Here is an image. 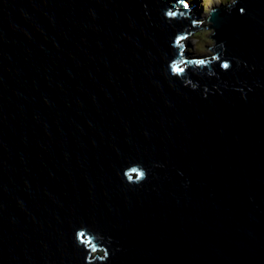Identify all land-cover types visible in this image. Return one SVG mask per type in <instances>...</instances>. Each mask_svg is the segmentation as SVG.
Wrapping results in <instances>:
<instances>
[{
	"label": "water",
	"instance_id": "95a60500",
	"mask_svg": "<svg viewBox=\"0 0 264 264\" xmlns=\"http://www.w3.org/2000/svg\"><path fill=\"white\" fill-rule=\"evenodd\" d=\"M186 13L0 0V264H264V0Z\"/></svg>",
	"mask_w": 264,
	"mask_h": 264
},
{
	"label": "clouds",
	"instance_id": "9594fccd",
	"mask_svg": "<svg viewBox=\"0 0 264 264\" xmlns=\"http://www.w3.org/2000/svg\"><path fill=\"white\" fill-rule=\"evenodd\" d=\"M190 2L188 3L190 5V9L192 11L195 10V7L193 4L196 0H189ZM198 5V3L196 2V6ZM221 6H219L220 8ZM241 12H243V9H241ZM193 14H195L194 12H191ZM178 13L168 10L165 13V17L166 19H168L169 21H172L173 19H176L178 17ZM211 16V15H210ZM210 19V18H209ZM210 22V21H209ZM187 54H189L187 52ZM201 64H203V61H201ZM222 69L225 71H228L231 69V63L230 62H224L221 65ZM169 68H170V74L175 77V78H179V79H183L186 75L183 76H177L176 75V71H179L178 69L176 71H173L172 69L176 68V65L174 63L169 64ZM189 83L191 84V81H189ZM192 88L195 90L196 85L195 84H191ZM133 172L135 173V178H133L132 176L129 175V172ZM124 178L126 180V182L130 185H139L142 184L145 180H147L148 178V172L147 170L143 167V165L139 162L137 163H133L128 169H126L124 171ZM76 240L78 243V246H81V241L86 240L87 244L92 245L93 249L102 246L104 249L105 247L102 244L103 241V237L100 236L99 234H92L90 233V231L87 229V227H82L81 229H78L76 232ZM110 257V253L107 251V259H109Z\"/></svg>",
	"mask_w": 264,
	"mask_h": 264
},
{
	"label": "rangeland",
	"instance_id": "374dc122",
	"mask_svg": "<svg viewBox=\"0 0 264 264\" xmlns=\"http://www.w3.org/2000/svg\"><path fill=\"white\" fill-rule=\"evenodd\" d=\"M235 0H196L193 4L195 10L192 11L196 16L201 17L198 18L199 22L204 23L202 25L203 28H208L207 26L210 24L208 21L210 18V14L219 6H227L233 3ZM196 2L198 5L196 6ZM190 13V12H189ZM193 15V13H191ZM212 29H202L197 31L195 34H191V36L187 37L185 40V44L187 46V50L190 56H209L212 51H210L209 47H212L215 43L212 39ZM187 52V51H186Z\"/></svg>",
	"mask_w": 264,
	"mask_h": 264
}]
</instances>
